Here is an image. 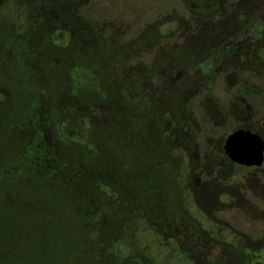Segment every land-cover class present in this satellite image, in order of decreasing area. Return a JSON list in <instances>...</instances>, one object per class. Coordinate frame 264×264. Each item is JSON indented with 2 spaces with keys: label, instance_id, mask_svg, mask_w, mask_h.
Returning <instances> with one entry per match:
<instances>
[{
  "label": "rangeland",
  "instance_id": "rangeland-1",
  "mask_svg": "<svg viewBox=\"0 0 264 264\" xmlns=\"http://www.w3.org/2000/svg\"><path fill=\"white\" fill-rule=\"evenodd\" d=\"M40 2L0 0L17 33L31 22L26 4L36 16L26 38L1 35L0 170L38 159L27 182L0 178V225L16 235L8 254L2 237L1 264H192L204 235L236 251L207 264H264V165L217 157L245 124L264 139V0H82L89 37L79 48L72 37L70 64L52 50L59 31L44 30ZM222 26L242 36L200 46L198 29ZM238 41L251 49L242 59ZM8 194L18 201L6 216Z\"/></svg>",
  "mask_w": 264,
  "mask_h": 264
},
{
  "label": "flooded vegetation",
  "instance_id": "flooded-vegetation-1",
  "mask_svg": "<svg viewBox=\"0 0 264 264\" xmlns=\"http://www.w3.org/2000/svg\"><path fill=\"white\" fill-rule=\"evenodd\" d=\"M81 1L82 0H41V2H40V3H44V7H43L44 12H42V23H43L42 26H43L44 30L46 28L48 31H57V30L59 31L58 34H56V39H57L58 43L57 44L54 43V45L52 46L53 52H59L60 53L59 61L61 58V53L63 52L65 55L67 53L68 49L74 45L72 37L75 36V38L77 39V43L79 42L78 48L80 47L81 44H84V43L86 44V42H87L86 37L87 38L89 37L87 29H86V36H83L80 34L81 30H82V27H81V14H82L81 9L83 8V6H86V4L81 5ZM26 5H27L26 12L28 11L31 22L29 23L30 25H28V27L25 29V32L24 33H17L16 30L14 29V26L11 23L7 24L5 22L6 20H3V18H0V24H2L3 26L7 25V26L11 27L8 30H5V32L0 30V37H2L1 35H5L8 37L10 35L12 37L26 38L27 35L33 33L31 30V27L33 26L34 19L36 18V16L33 14L35 12V10H34L33 4H32V6H30L29 4H26ZM218 8H220V5ZM219 15H220L219 13L217 14L216 11H214V13H211V16H209V18H212V19L217 18L220 21L221 17ZM62 17H63V19H62ZM55 18H57V20H58L57 22H54L53 19H55ZM233 20L238 23V21H240L241 19L236 18ZM66 21L69 22L70 27L71 26H73V27L64 28ZM224 24H225V22H224ZM222 28L223 29H210L209 30L210 33H204L202 31V29L201 30L198 29L197 32L199 34H197L195 38H197V40H198V38L201 37V40L199 41L200 46L214 47V46L224 45V47H227L226 46L227 44L225 42V36L226 35L229 34L232 37L237 36L238 38L242 36L240 28H235V30H233V32L230 31L229 29L224 28V26H222ZM65 31L68 34V37H66V34L62 33ZM158 33L160 34L161 30H159ZM263 34H264V29H263ZM186 37L190 41L191 38H193L194 36L186 35ZM2 42H3V37H2V40L0 41V43H2ZM240 43L241 42L238 41V42H235V44H233L235 49L237 50L236 53L240 54L238 56L239 58H240L241 54H244V56H247L246 54L249 53V51H251V49L250 50H245V49L242 50L243 47H242V44H240ZM56 48H59V49H56ZM66 49H67V51H66ZM110 49H112V44L107 45V43H106L105 48H104V53H107V54H109V56H111L110 55V53H111ZM252 53L253 54L251 57L255 56L258 53V51H256V52L252 51ZM234 56L235 55H233V57ZM236 57H234V58H236ZM112 58H114V53L112 55ZM51 59L55 60V59H57V57L55 55H52L50 59L48 58V61H50ZM65 59H66V62L68 64L72 63V58H71V56H69L68 53L65 55ZM240 59H242V58H240ZM64 63H65V61H64ZM56 64H57V62H56ZM170 67H172L171 69H174V66L171 65ZM3 74L5 75V73H3ZM162 75H163L162 74V67L160 65H155L153 77L161 79ZM148 78H152V76L150 75ZM6 82H11V81L6 80ZM240 129L250 130L251 132L258 134L251 126L246 125V124L244 126L238 128V129H236V130H240ZM236 130H234V131H236ZM259 136L261 137V135H259ZM224 141H225V139H224ZM224 141H223V144H224ZM223 144H222V152H223V155L225 156L224 151H223ZM225 158L227 159L226 156H225ZM227 161L230 162L228 159H227ZM231 164H233V163H231ZM234 165H237V164H234ZM263 165H264V161L260 167H244L241 165H237V166H239L240 169H256V170H259L260 168L263 167Z\"/></svg>",
  "mask_w": 264,
  "mask_h": 264
},
{
  "label": "trees",
  "instance_id": "trees-1",
  "mask_svg": "<svg viewBox=\"0 0 264 264\" xmlns=\"http://www.w3.org/2000/svg\"><path fill=\"white\" fill-rule=\"evenodd\" d=\"M189 1L190 0H186V4H189L188 3ZM209 16H211V15H209ZM83 25L86 27V29L89 28V22L87 23L86 21H83ZM200 40H201V37H199L197 41H200ZM166 57L168 58V56H166ZM169 68H172V67H169ZM164 77H166V76L163 74L162 75V78H164ZM166 122L167 121H163L162 122V128H164ZM50 127L52 128V132H53V133L51 132L52 133V136H54V138L56 139V141L59 142L62 146L63 145L64 146H67L66 145L65 138H63V136L60 135V131H59L60 126H59L58 122L51 121ZM29 151H30V148H29ZM45 151H48L47 148L44 149V150H42L43 153H45ZM37 155L38 156H41L38 153H37ZM31 157H32V161H30V165H28L26 162H22V160L21 161L19 160L17 162H14L13 165H10L9 164L6 167V169L0 170V178H2V179L4 178V180H6V178H7L6 185L8 187L14 186L15 184L20 185V184H22V182H27L28 181L27 179H29V177H28L27 174H30V172H31V169L30 168L32 166L34 167L33 164H35L38 161V159H36V155H34V156L32 155ZM217 157L221 158V160H223V163L224 162H228L227 159L225 158V156L223 155L222 150L218 153V156ZM232 165H233L234 168L240 169L239 166L234 165V164H232ZM9 170H13L12 174H10ZM15 175H17V177L20 176L21 178H17V177H15ZM8 178L10 180H8ZM15 196H16V198H14ZM15 196L12 197L11 194L6 195V198H4V196H2V198L4 199L3 200V205L6 206V207H8L5 210L7 212L6 216L14 215L16 213V210L14 211V207H15L14 204L17 203L18 199H17V195L16 194H15ZM169 230H170V228L167 231L171 233L172 231H169ZM192 231H193V229L191 230V232ZM13 232H14V230H11L10 229V233H7V229H5L4 226L0 225V245H2V243H3V241H1L2 240V237L4 239L7 238L8 236L9 237L10 236L16 237V235L13 234ZM174 233H175L176 236L179 235L177 229H174ZM10 238H7L6 239V243H10V244H6V245L3 244V246L7 249V254L9 253V250L13 246L14 240H15V238H11V239ZM204 238L211 239V238H209L208 235H204L202 237V239H200L198 241H194V242H196V243L198 242V243L195 245L196 246L195 253L193 255H191V258H190V262L192 264H207V260L208 261L210 260L211 262H215L216 263V261L217 260H220V258L222 256H226V252H229V253L230 252H232V253L233 252H236L235 250H233V248L231 247V245L225 244V243H222L221 244V242H228L229 243V241H226V240H223L222 241V240H220L221 241L220 242V241H217V240H215L213 238L215 241L212 240L210 243H208L206 241V239H204ZM194 242H193V244H194ZM216 248H218L221 251V253H217V255H212V252H214V250ZM242 248H244V246ZM245 248H249V247H245ZM212 249H214V250H212ZM251 250H253V249H251ZM1 258H4V256L1 257ZM228 259H231V258L229 257ZM1 262L2 261H0V264H1ZM232 263L235 264L234 261ZM2 264H10V262L8 260H6ZM127 264H142V262L138 258H136V259L131 258L130 260L127 261Z\"/></svg>",
  "mask_w": 264,
  "mask_h": 264
},
{
  "label": "water",
  "instance_id": "water-1",
  "mask_svg": "<svg viewBox=\"0 0 264 264\" xmlns=\"http://www.w3.org/2000/svg\"><path fill=\"white\" fill-rule=\"evenodd\" d=\"M223 151L233 164L260 167L264 161V140L250 130H236L225 138Z\"/></svg>",
  "mask_w": 264,
  "mask_h": 264
}]
</instances>
